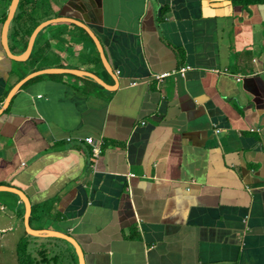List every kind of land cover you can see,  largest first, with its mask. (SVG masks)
<instances>
[{"label": "crops", "instance_id": "0c3cea01", "mask_svg": "<svg viewBox=\"0 0 264 264\" xmlns=\"http://www.w3.org/2000/svg\"><path fill=\"white\" fill-rule=\"evenodd\" d=\"M34 1L44 21L88 25L113 73L75 22L43 28L26 60L34 31L13 18L11 58L0 22V110L56 69L0 114V264H21L24 242L80 264L27 230L13 189L85 264H264V2Z\"/></svg>", "mask_w": 264, "mask_h": 264}, {"label": "water", "instance_id": "95a60500", "mask_svg": "<svg viewBox=\"0 0 264 264\" xmlns=\"http://www.w3.org/2000/svg\"><path fill=\"white\" fill-rule=\"evenodd\" d=\"M19 4H20V0H12V4L10 6V10H9L8 16H7V18H6L5 22H4V26H3V43H4V46H5V49L7 50V53L9 54V56L11 58H15V59H17V57H15L13 55V53L10 50L9 44H8V31H9L10 23L13 20V18L15 17V14H16V11H17V8H18ZM60 20H67V21H70V22H75V23L79 24L80 26H82L91 35V37L95 41V43H96V45H97V47H98V49L100 51L101 57H102L105 65H106V67L108 68V70L110 71V73H113L112 69L109 67V64L107 62V58H106V55H105V51H104L103 45H102L101 41L99 40V38L97 37V35L92 31V29L88 25H86L85 23H83V22H81L79 20L73 19V18H54V19H50V20H47V21L42 22L34 30L33 34L31 35V38H30V41H29V44H28V48L26 50V53L20 58V60H26V59L29 58V56H30V54H31V52L33 50V46H34V43H35V39H36L37 34L43 28L47 27L51 23L56 22V21H60ZM55 70L56 69H44V70H41V71L33 72L32 74H30L29 76H27L22 82H20L16 86L15 89L12 90V92L8 96V99H7L6 103L4 104L3 108L0 110V114L5 110V108H7V106L9 105V103H10V101H11L14 93L16 92V90L26 80H28V79L36 76V75L43 74V73H48V72H53ZM60 70L61 71H69V72H77L78 74L89 76V77L95 79L101 85L105 86L106 88H110L95 73L88 72V71L83 72V71L72 70V69H60ZM4 188L6 189V187H4ZM13 191L17 192L23 198V200L26 202L27 211H26V215H25V225H26L27 230L29 232L33 233V234H47V235L57 236V237L66 239L67 241H69L75 247L76 252L78 254V257H79V260H80V264H85V257H84V252L82 250V247H81V245L79 244V242L74 237H72V236H70L68 234L59 232V231H54V230H50V229L34 230L31 227V224H30V217H31V213H32V205H31V202L29 201L28 197L23 192H21L19 190H16V189H13Z\"/></svg>", "mask_w": 264, "mask_h": 264}, {"label": "trees", "instance_id": "16d2710c", "mask_svg": "<svg viewBox=\"0 0 264 264\" xmlns=\"http://www.w3.org/2000/svg\"><path fill=\"white\" fill-rule=\"evenodd\" d=\"M12 1V0H10ZM235 3L240 1H249V0H233ZM256 2H264V0H250ZM41 4L35 2L34 0H20L18 12L15 14L14 22L18 24L19 28L22 27L28 28L29 34H31L36 27H38L46 17L49 16L48 13L41 12ZM7 13L0 19V22H4L7 18ZM50 19V18H49ZM18 31V30H17ZM19 248V255L21 257V264H46V262L50 263L54 258V256H48V250L42 249L44 246L40 247L41 249L37 250V252L41 255H45L42 259H37L33 252L29 251L28 245L24 242ZM75 255L78 260V256L76 251Z\"/></svg>", "mask_w": 264, "mask_h": 264}, {"label": "rangeland", "instance_id": "374dc122", "mask_svg": "<svg viewBox=\"0 0 264 264\" xmlns=\"http://www.w3.org/2000/svg\"><path fill=\"white\" fill-rule=\"evenodd\" d=\"M3 13H5V9L3 8V0H0V15H2ZM59 240H62L61 242H64L67 246H70V248H71V250H74V248H73V245L69 242V241H67L66 239H62V238H59ZM46 248V247H45ZM73 248V249H72ZM44 249V248H43ZM39 250V249H38ZM47 250V249H46ZM34 252V255H35V257L37 258V259H42L45 255L43 254V255H41V254H39L36 250H34L33 251ZM59 252V253H58ZM61 253H63V254H65V251L63 250V248L62 249H60V251L59 250H54V251H51L50 250V252L47 254V257L48 256H54V257H57V258H59V263L61 264V260L62 259H64V258H66L65 257V255H63V254H61ZM75 253V252H74ZM58 256H57V255ZM78 256V255H77ZM51 262H53V260L51 261ZM58 263V264H59ZM46 264H48V262H46ZM62 264H67L66 263V261H64Z\"/></svg>", "mask_w": 264, "mask_h": 264}, {"label": "built area", "instance_id": "2783aa9c", "mask_svg": "<svg viewBox=\"0 0 264 264\" xmlns=\"http://www.w3.org/2000/svg\"><path fill=\"white\" fill-rule=\"evenodd\" d=\"M180 71L182 73H185L186 68H182V69H180ZM167 75H168V73H164V74L158 75L157 78L161 79ZM86 141L93 146L94 155L98 156L101 152L100 142H97L93 137H87Z\"/></svg>", "mask_w": 264, "mask_h": 264}]
</instances>
